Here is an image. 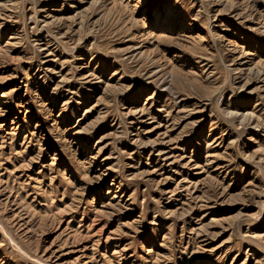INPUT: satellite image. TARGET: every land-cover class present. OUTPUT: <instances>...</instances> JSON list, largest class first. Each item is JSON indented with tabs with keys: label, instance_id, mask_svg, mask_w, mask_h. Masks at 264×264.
I'll return each instance as SVG.
<instances>
[{
	"label": "rangeland",
	"instance_id": "obj_1",
	"mask_svg": "<svg viewBox=\"0 0 264 264\" xmlns=\"http://www.w3.org/2000/svg\"><path fill=\"white\" fill-rule=\"evenodd\" d=\"M0 264H264V0H0Z\"/></svg>",
	"mask_w": 264,
	"mask_h": 264
}]
</instances>
